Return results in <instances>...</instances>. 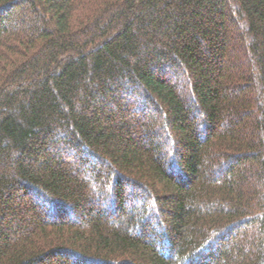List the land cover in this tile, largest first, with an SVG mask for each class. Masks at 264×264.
I'll use <instances>...</instances> for the list:
<instances>
[{"label": "trees", "instance_id": "trees-1", "mask_svg": "<svg viewBox=\"0 0 264 264\" xmlns=\"http://www.w3.org/2000/svg\"><path fill=\"white\" fill-rule=\"evenodd\" d=\"M0 264H264V0H0Z\"/></svg>", "mask_w": 264, "mask_h": 264}]
</instances>
